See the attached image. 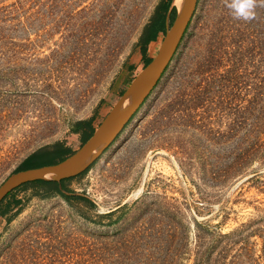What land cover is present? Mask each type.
<instances>
[{"label":"rangeland","instance_id":"obj_1","mask_svg":"<svg viewBox=\"0 0 264 264\" xmlns=\"http://www.w3.org/2000/svg\"><path fill=\"white\" fill-rule=\"evenodd\" d=\"M161 2L0 0V186L42 148H81L77 124L97 128L157 55L165 35L146 56L141 38ZM262 101L264 0L250 21L200 0L154 93L67 197L29 185L5 199L0 264H201L199 250L248 264L246 248L264 264ZM250 132L260 146L226 179Z\"/></svg>","mask_w":264,"mask_h":264},{"label":"water","instance_id":"obj_2","mask_svg":"<svg viewBox=\"0 0 264 264\" xmlns=\"http://www.w3.org/2000/svg\"><path fill=\"white\" fill-rule=\"evenodd\" d=\"M199 2L185 0L183 9H177V16L167 30L157 55L133 79L81 148L56 164L25 169L10 175L0 186V205L13 190L24 184L43 179L61 181L82 174L123 134L171 67L195 18Z\"/></svg>","mask_w":264,"mask_h":264},{"label":"trees","instance_id":"obj_3","mask_svg":"<svg viewBox=\"0 0 264 264\" xmlns=\"http://www.w3.org/2000/svg\"><path fill=\"white\" fill-rule=\"evenodd\" d=\"M177 11H178L177 7L173 6V0H162V2L160 3V5L158 6V8L156 10V13H155L152 21L147 26V28H146V30L143 33V36L141 38L142 52L145 56H146L148 45L151 42L156 41L158 39V37L160 36V34L165 35L167 30L169 29V27H171L172 23L174 22V20L177 16ZM208 44H209V46L206 49V52L212 53V54L215 51H217L218 46H221L220 41H216L214 39H212V41L209 42ZM151 60H152V58H147L145 60L144 67L147 66L151 62ZM204 64H205V66L211 65V60L209 57L204 59ZM185 76H188V75H185ZM218 76H221V75L219 74ZM208 77H210V76H208ZM185 96H189V97L191 96L192 97L193 93L192 94L188 93ZM260 111H261L260 117H259L260 128L262 130H264V101L261 102ZM95 129H96V127L93 124V118L80 121L77 124V128L75 130H76V132L81 134L82 145L93 135ZM253 132H255V131H253ZM260 133H263V132H260ZM258 136L259 135H257L256 133H251V132L246 135L245 139H246L247 145L243 150L242 158L239 162L227 166L226 179H230V176L232 174L239 172L241 169H243L245 167L246 164H248L249 160L252 159L254 152L257 150L256 148L260 146V145H258V143L260 141V138ZM74 152L75 151H72L69 147H66L63 144H57L53 147L42 148V149L34 152L33 154H31L25 161H23L21 166L15 172L25 170V169H30V168H38V167H43L46 165L56 164L60 161H63L67 156L73 154ZM89 168L90 167H88V169H86L82 174H84L86 171H88ZM82 174H80V175H82ZM77 177L78 176L68 178V179H64L61 181H54L51 179L38 180L35 182L24 184V185L18 187L17 189L22 188V187H26L29 185H36V186H40L43 189H45L47 193H55V194L61 195L63 197H67V195L64 191L66 188V182L68 180H72V179H75ZM17 189H15V190H17ZM15 190H13L9 195H11ZM1 205H0V208H1ZM197 238H198L199 243L202 242L200 237H197ZM198 247L200 248L201 245H198ZM249 252H250V249L246 248L244 256L247 259H249L248 264H261L262 256H258L256 258L255 257L251 258L248 255ZM263 253H264V247H263ZM197 254H198V256H201V257L203 256V259L201 258L200 260H198L197 263L203 264L204 256L206 254L205 251L199 250V252ZM233 258H235V259L233 261H231L229 264H243V260L240 261V255L238 257L234 256ZM263 258H264V255H263Z\"/></svg>","mask_w":264,"mask_h":264},{"label":"clouds","instance_id":"obj_4","mask_svg":"<svg viewBox=\"0 0 264 264\" xmlns=\"http://www.w3.org/2000/svg\"><path fill=\"white\" fill-rule=\"evenodd\" d=\"M227 7L235 19L250 21L255 17L256 0H227Z\"/></svg>","mask_w":264,"mask_h":264},{"label":"bare ground","instance_id":"obj_5","mask_svg":"<svg viewBox=\"0 0 264 264\" xmlns=\"http://www.w3.org/2000/svg\"><path fill=\"white\" fill-rule=\"evenodd\" d=\"M184 4H185V0H173V6H176L179 11H181L183 9Z\"/></svg>","mask_w":264,"mask_h":264}]
</instances>
